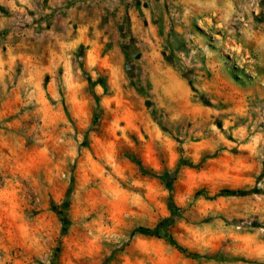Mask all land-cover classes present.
Segmentation results:
<instances>
[{"label":"rangeland","instance_id":"374dc122","mask_svg":"<svg viewBox=\"0 0 264 264\" xmlns=\"http://www.w3.org/2000/svg\"><path fill=\"white\" fill-rule=\"evenodd\" d=\"M0 264H264V0H0Z\"/></svg>","mask_w":264,"mask_h":264},{"label":"trees","instance_id":"16d2710c","mask_svg":"<svg viewBox=\"0 0 264 264\" xmlns=\"http://www.w3.org/2000/svg\"><path fill=\"white\" fill-rule=\"evenodd\" d=\"M139 230H140V232H142V233H146V234H147V233H150V232L152 231L151 229H149V228H145V227H140ZM169 239L171 240L172 243H174L173 240H172L171 238H169ZM176 247H177V248H180L179 245H176Z\"/></svg>","mask_w":264,"mask_h":264},{"label":"crops","instance_id":"0c3cea01","mask_svg":"<svg viewBox=\"0 0 264 264\" xmlns=\"http://www.w3.org/2000/svg\"><path fill=\"white\" fill-rule=\"evenodd\" d=\"M50 2L55 5V3H59L60 0H50Z\"/></svg>","mask_w":264,"mask_h":264}]
</instances>
